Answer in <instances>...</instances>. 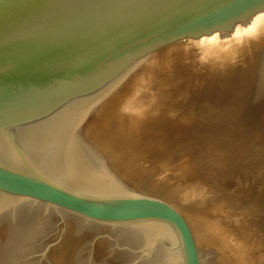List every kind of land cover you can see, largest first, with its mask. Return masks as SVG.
<instances>
[{
	"label": "water",
	"instance_id": "water-1",
	"mask_svg": "<svg viewBox=\"0 0 264 264\" xmlns=\"http://www.w3.org/2000/svg\"><path fill=\"white\" fill-rule=\"evenodd\" d=\"M0 264H264V0H0Z\"/></svg>",
	"mask_w": 264,
	"mask_h": 264
}]
</instances>
